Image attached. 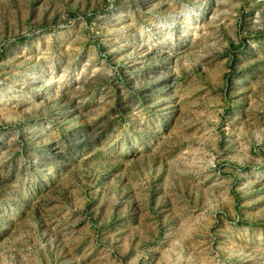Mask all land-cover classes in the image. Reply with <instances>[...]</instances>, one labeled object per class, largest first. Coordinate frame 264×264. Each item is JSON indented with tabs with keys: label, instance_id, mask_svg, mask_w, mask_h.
Wrapping results in <instances>:
<instances>
[{
	"label": "rangeland",
	"instance_id": "1",
	"mask_svg": "<svg viewBox=\"0 0 264 264\" xmlns=\"http://www.w3.org/2000/svg\"><path fill=\"white\" fill-rule=\"evenodd\" d=\"M0 264H264V0H0Z\"/></svg>",
	"mask_w": 264,
	"mask_h": 264
},
{
	"label": "bare ground",
	"instance_id": "2",
	"mask_svg": "<svg viewBox=\"0 0 264 264\" xmlns=\"http://www.w3.org/2000/svg\"><path fill=\"white\" fill-rule=\"evenodd\" d=\"M117 25V24H116Z\"/></svg>",
	"mask_w": 264,
	"mask_h": 264
}]
</instances>
